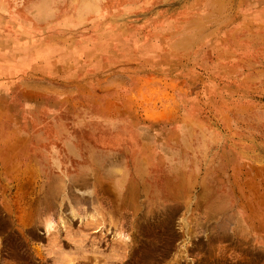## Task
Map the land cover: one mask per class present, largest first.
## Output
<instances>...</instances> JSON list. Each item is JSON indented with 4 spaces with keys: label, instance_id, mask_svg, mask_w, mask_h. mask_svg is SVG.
Listing matches in <instances>:
<instances>
[{
    "label": "rangeland",
    "instance_id": "374dc122",
    "mask_svg": "<svg viewBox=\"0 0 264 264\" xmlns=\"http://www.w3.org/2000/svg\"><path fill=\"white\" fill-rule=\"evenodd\" d=\"M0 264H264V0H0Z\"/></svg>",
    "mask_w": 264,
    "mask_h": 264
}]
</instances>
